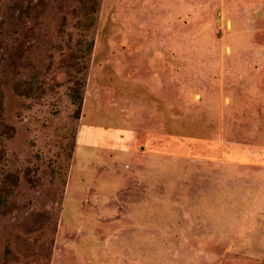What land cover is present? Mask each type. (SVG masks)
I'll list each match as a JSON object with an SVG mask.
<instances>
[{
  "label": "rangeland",
  "instance_id": "374dc122",
  "mask_svg": "<svg viewBox=\"0 0 264 264\" xmlns=\"http://www.w3.org/2000/svg\"><path fill=\"white\" fill-rule=\"evenodd\" d=\"M0 264H264V0H0Z\"/></svg>",
  "mask_w": 264,
  "mask_h": 264
}]
</instances>
